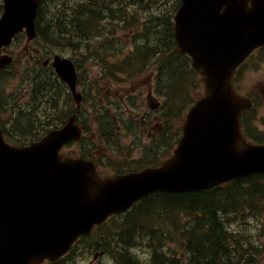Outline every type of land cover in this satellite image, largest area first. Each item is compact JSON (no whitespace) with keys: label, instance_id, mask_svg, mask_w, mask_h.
<instances>
[{"label":"water","instance_id":"water-1","mask_svg":"<svg viewBox=\"0 0 264 264\" xmlns=\"http://www.w3.org/2000/svg\"><path fill=\"white\" fill-rule=\"evenodd\" d=\"M4 1L0 53L24 28L35 38L40 4ZM175 39L203 76L206 96L189 111L183 138L160 167L101 178L94 161L65 158L63 146L82 135L76 117L30 146H11L0 131V264L55 262L95 225L146 196L201 192L264 174V145L241 133L251 102L232 86L237 67L264 47V0H181ZM11 62L0 57V68ZM53 66L80 104L74 64L56 56Z\"/></svg>","mask_w":264,"mask_h":264},{"label":"trees","instance_id":"trees-1","mask_svg":"<svg viewBox=\"0 0 264 264\" xmlns=\"http://www.w3.org/2000/svg\"><path fill=\"white\" fill-rule=\"evenodd\" d=\"M106 1H109V3H106ZM132 1L134 2H128L129 7H125L127 0H76L75 7H72L70 0H41L37 21V40L45 41L52 50L75 57V53L84 47L82 45L84 44L83 41L103 36L100 32L104 28V26H100L101 20L103 18L108 20L110 19L109 16L112 19L118 17L120 15L118 8L124 11V13H121L120 19L126 18L125 11H130L131 7L138 8L141 6L144 7L142 10L155 9L156 12L158 10L155 14L152 12L153 15L150 16V19H146V22L143 23L144 28L142 30L144 32H137L131 48H129V44L125 46L120 44L118 46L122 52L116 54L111 53L110 47L105 48L104 55L109 58L111 56H125L123 52L127 48L131 53L126 55L121 62L117 61L109 64L106 61L105 65L108 74L114 79H117L120 73L138 78L146 72H151L152 67H156L158 84L161 86L165 84L166 94V102L164 107L160 109V118L167 120L166 131L168 129L173 130L174 127L171 126L173 122L179 120L182 123L184 120L186 109L183 110V99L188 96L189 101L186 103L188 106L199 99V96L193 97V94L199 90V83L195 77L196 73L191 67V61L187 56L178 54L174 41L173 17L180 6L181 0H168V7L167 0ZM121 21L130 24L129 19ZM136 24L139 26L141 20L136 18ZM113 31H115V27L111 28V32ZM112 41L118 40L114 39ZM24 69L25 77L30 79L32 85H34L31 89L33 97L31 103L35 104L38 100L37 106H39L41 100L49 101V106L51 105L55 110V116L57 113L65 111V108L68 109V106H72L73 101L66 86L59 81L51 69L38 66L29 68L28 63ZM80 81L84 88L83 107L92 100L90 110L94 114L93 128L96 129L98 140L101 142L99 144L92 140L90 143L92 148L83 156L96 158L102 163L99 155H104L102 152L105 149L104 145H107L109 149L119 150L120 133L116 121L119 118L115 113L109 112L107 107L101 110L102 103L98 86L89 84V90H87L85 89L86 84L83 82L86 81L83 75L80 76ZM67 94L70 99L66 96ZM62 108L64 110H61ZM53 118L54 116L46 118L47 126L45 128L57 127L63 123L61 120L63 116L61 118L60 113L56 121ZM245 120H247V117H245ZM91 125L87 122L86 130L88 132L92 130ZM180 134L181 130L178 126L172 133L171 138L174 136L179 140ZM163 137H166V135ZM262 137L252 138L257 143L264 144ZM81 144L86 146L85 142ZM158 148L159 146H155L153 149L155 154ZM136 162L137 165L130 171L149 167L155 164L156 159L144 165H142L144 160H137ZM166 195L157 194L147 197L139 205L149 209L150 205L158 201L159 197ZM169 196L183 198L185 205L177 208L163 205L157 207L159 210L154 208V211L158 210L155 213L149 212L146 215H141L138 222H133L132 219L131 223L133 224L131 225H134V229L123 228L117 236L110 239L115 242L113 245L114 251L110 249V254L118 257L122 264H143L128 254L131 248L140 247L141 243L139 242L141 241L146 242L145 249L150 253L151 261L145 264L259 263L257 259L263 252L264 237L262 239L259 235L256 236L257 233L255 232L235 231L229 227V224L233 217L242 218V220H245V218L256 220L261 225L264 236L263 174L237 179L204 192L172 194ZM136 208H134L133 213ZM144 208L140 210L143 211ZM181 215L186 218L185 223L180 219L179 216ZM176 222H179L177 229H175ZM149 229L152 235L149 233ZM169 230L177 235L176 243L182 248L180 257L171 252L167 253V245H170V242H166V240L171 239L172 236V234L167 233ZM134 234L137 237L134 238ZM159 238H163L162 241L158 240ZM105 248L107 247L105 246Z\"/></svg>","mask_w":264,"mask_h":264},{"label":"rangeland","instance_id":"rangeland-1","mask_svg":"<svg viewBox=\"0 0 264 264\" xmlns=\"http://www.w3.org/2000/svg\"><path fill=\"white\" fill-rule=\"evenodd\" d=\"M122 2V1H121ZM127 2H132V0H127ZM1 4H3V1L0 0V9H1ZM121 5V4H120ZM128 6V5H126ZM125 6V7H126ZM140 10V9H138ZM2 10H0V16H1ZM149 13L148 12H143V16H147ZM133 17L138 19L137 12L135 11L133 13ZM130 20H133L131 17H129ZM132 24V23H130ZM144 28V25L141 24L140 26L137 25H125L122 27V29H117L111 33L115 39H119L118 41L121 46H125L127 43H130L131 48L133 46V40L134 37L136 36L137 32L141 31L143 33L144 31L142 30ZM130 37V40H129ZM25 47L29 50V52L34 53L37 48H40V44L37 43H28L27 38L22 37L19 41H16L11 47L8 48L7 54H11L13 56L19 57L21 56L22 52L25 50ZM127 48L125 52L123 53L125 56L131 54ZM121 51V48H120ZM55 52V51H53ZM260 58H258V55L250 58L247 61V64L242 67L240 71V76L239 79L237 80V85L241 87L242 93L246 96L249 94L252 95H258V106H257V111L255 112V122L253 126L260 130L261 132H264V52L262 54H259ZM24 61H27L29 59V56L25 54V57L23 58ZM84 64V63H83ZM100 62L97 64H92L90 66V71L87 76L90 78V83L93 81H96V84L98 83L99 86L103 89V92L108 93L110 96L111 100L114 101L119 109H117L114 105H110V112H113L114 110L117 111L119 120L124 119V121H127L128 124H126L127 131L125 133L120 132V144L118 146L119 150L115 149H109L107 148V145H104V155L101 156L102 161L104 163L100 166L101 173L105 176H112L113 174L120 173V172H128L132 169L135 168L137 165L136 161H142V165L151 162V159L148 157H145L146 152H148L149 148L152 146H155L156 139H157V134L156 131L158 130V127L155 126L154 130L152 133L148 134V131H143V129L140 127V124H138L137 128L134 130H131L129 126L131 125V122H135L136 119L139 121L141 116L150 109L151 105L158 104L160 101H163V99L159 95H154L151 97V101H149V96H148V86L145 88V92L143 95V107H139L138 105L134 104L136 103L135 98L137 97V93H139V88L141 85L145 83H149L153 81L151 80L152 76L149 74L148 76H144L141 78V80H133V79H127L126 77H130L128 75H123L119 78V82L116 84L113 82L110 76H106L101 74V68L102 66L99 65ZM24 64L18 63L16 64L12 69L8 71V75L5 76V80L1 79V84H2V90L1 91L4 94V97L6 99L12 100L14 96L21 95L20 94V80L26 84L27 81L26 79L20 78L22 69H23ZM87 69H89L87 67ZM86 69V71H87ZM10 75V79H9ZM130 78H135L130 77ZM151 80V81H150ZM148 84V85H149ZM110 88H113L114 93L108 92ZM199 94L203 95L204 94V88L202 90L200 86ZM26 88H22L21 92H25ZM110 93V94H109ZM196 93L193 94V97H195ZM188 96L183 99V110L188 109V105L186 104L189 101ZM27 99L26 97L24 100ZM23 100V101H24ZM87 109V113L92 116V112L90 111L89 107H85ZM63 114V112H60ZM114 113V112H113ZM48 115V113H45ZM91 120V119H90ZM180 123L179 120L173 122L171 125L172 127L178 126ZM123 126V123H122ZM19 134L25 128L23 126H19L16 129ZM123 131L124 129L121 128ZM21 131V132H20ZM171 132L174 130H170ZM133 133V135L131 134ZM90 135L92 136V140L95 142L101 144V142L98 140V135L96 133V129H92L90 132ZM27 140H32V137H27ZM172 143L170 150H164L165 146L161 147L160 150L155 154V159L157 155L159 157L157 158L158 160L161 161L165 159L167 156H169L172 153V150L175 147V142L174 140L169 139ZM78 146H70L64 150V153L72 155V156H77L78 152ZM119 168V169H117ZM158 201L153 202L150 206L149 209L144 208L143 211H141L137 215H146L147 213H155L159 210L160 206L167 205L172 208H177L178 206H184L185 201L181 197H172L169 195L159 197L157 199ZM154 206V207H153ZM154 208L158 209L157 211H154ZM182 222L184 223L187 221L186 218H184L182 215L179 216ZM150 219V218H149ZM177 221V219H175ZM147 223V221H146ZM115 223L112 224V229L115 228ZM179 226V222L175 223V229H177ZM131 227L134 228V225H131ZM229 227L232 228L233 230H237L240 232H255L259 237L263 239V234H262V228L261 225L257 223L256 220H249V218H245V220H242V218L238 217H233V219L230 220ZM172 228V227H171ZM105 229L99 230L98 232L94 233L90 241L97 240L99 238V235L103 232ZM160 230V229H159ZM108 231L110 232V228L108 227ZM149 233L152 235L151 230L149 229ZM101 232V233H99ZM112 232V231H111ZM154 233V232H153ZM167 233L172 234L171 239L166 240L170 242V245H167V253H172V254H177L178 257L181 254L182 248L180 245L178 246L176 243L177 235L175 232L169 230ZM108 234V233H105ZM159 234V233H158ZM163 238H159L158 240L162 241ZM261 239V240H262ZM181 241V240H179ZM86 242H83L78 245V249L76 252H73L67 256L65 260L61 264H114L112 260L108 258H95L94 257V252H88V249L84 252L82 250V247L88 246ZM144 243V242H142ZM137 255L141 259V261H145L146 263H149L151 261L150 259V253H148L147 250H137ZM259 263L258 264H264V247H263V252L261 255L258 257Z\"/></svg>","mask_w":264,"mask_h":264},{"label":"flooded vegetation","instance_id":"flooded-vegetation-1","mask_svg":"<svg viewBox=\"0 0 264 264\" xmlns=\"http://www.w3.org/2000/svg\"><path fill=\"white\" fill-rule=\"evenodd\" d=\"M257 97L258 95H255V97L250 96V99L254 103ZM4 104L5 102L0 96V128L3 129V132H5L4 134H6V129H7L9 135H11L9 141L15 142L20 139L18 133H15L13 135V132L10 130V128L12 127L13 119L15 118V113L10 109V106L7 105V103L5 105ZM243 133L246 135V128L244 127V125H243Z\"/></svg>","mask_w":264,"mask_h":264}]
</instances>
